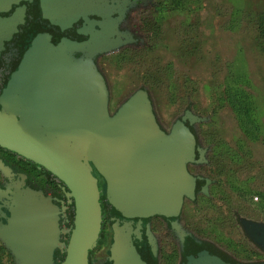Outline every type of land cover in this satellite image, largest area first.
<instances>
[{
    "label": "water",
    "instance_id": "1",
    "mask_svg": "<svg viewBox=\"0 0 264 264\" xmlns=\"http://www.w3.org/2000/svg\"><path fill=\"white\" fill-rule=\"evenodd\" d=\"M19 1L0 0V11ZM40 8L44 18L61 28L92 11L89 0H41ZM14 24L13 17L0 18V50L4 32ZM79 32L89 37L81 42L62 37L57 44L50 32H37L0 95V146L55 175L74 205L73 227L60 229L59 212L66 205L60 207L24 181L0 189V196L11 200L0 238L20 264H52L56 246L65 250L61 264H88L102 221L93 168L106 181L104 196L131 218H175L185 198L195 199V177L187 169L197 145L192 125L207 117L193 113L188 105L166 131L144 86L111 113L105 78L93 60L108 47L99 32ZM0 171L11 172L1 159ZM238 221L264 249V225ZM112 228L111 264H147L132 241L140 221L134 227L131 220L120 224L116 219ZM61 232L68 235L63 241Z\"/></svg>",
    "mask_w": 264,
    "mask_h": 264
},
{
    "label": "rangeland",
    "instance_id": "2",
    "mask_svg": "<svg viewBox=\"0 0 264 264\" xmlns=\"http://www.w3.org/2000/svg\"><path fill=\"white\" fill-rule=\"evenodd\" d=\"M154 1L167 8L144 10L145 43L101 61L110 85L109 110L143 85L165 129L188 103L207 117L193 127L199 141L212 146L209 170L219 184L210 199L186 200L181 223L224 243L239 239L234 211L264 218V49L257 45L255 22L246 16L264 12V0H182L174 6ZM238 6L245 13L237 21ZM238 86L250 96L257 128L245 129L249 124L242 125L228 102V92ZM150 222L158 227L163 220L156 216Z\"/></svg>",
    "mask_w": 264,
    "mask_h": 264
},
{
    "label": "flooded vegetation",
    "instance_id": "3",
    "mask_svg": "<svg viewBox=\"0 0 264 264\" xmlns=\"http://www.w3.org/2000/svg\"><path fill=\"white\" fill-rule=\"evenodd\" d=\"M40 1L20 0L18 3H13L6 11H0V18L13 17L15 20L14 28L10 29V26L4 32L6 38H4L3 47L0 50V95L11 73L15 70L13 69L15 62L18 61L19 64L31 39L41 30L51 33L54 44H57L62 37L79 42L86 40L89 34L79 32L81 29L87 31L90 29L93 33L99 32L108 49L98 52L93 60L104 76L109 91L108 77L104 63L102 64L101 61L105 62V57L108 54L120 52L128 46L136 47L144 44L143 33L145 30H143L142 15L145 9L152 8L155 11L158 5L154 0H89L93 12H87L86 16L81 14L70 26L61 28L42 16ZM23 46L24 50H22ZM74 55L80 56L82 53L74 52ZM188 105L192 111L191 104L188 103ZM187 106L182 114L185 113ZM153 110L155 112L154 107ZM161 128L165 129L162 126ZM192 131L197 136V145L195 160L187 164V169L195 177V199L185 198L181 211L175 218L161 215L142 218L126 216L120 212L121 209L113 207L108 201L109 199L104 196L106 181L93 168L92 173L98 178L102 221L99 238L88 254V264H111L109 250L113 238L112 224L116 219L119 220L120 224L131 220L134 227L137 221H140L141 228L138 235L132 234V241L137 247L141 258L147 264H252L264 262V249L245 233L238 221V218H245L264 225V218H254L234 211L233 215L238 228L237 236L239 239L229 240L226 243L218 241L205 231L194 230L181 223L186 200L197 202L199 199H210L213 188L219 184V180L214 178L209 170V155L212 146L199 141L193 125ZM202 152L203 158L200 157ZM0 159L11 168L10 175L0 171V189L2 191H6L7 186L24 181L26 186L41 190L45 196H51L53 202L60 207L66 205V210L59 212L58 226L60 229H71L73 227V199L69 196V190L62 181L58 180L55 175L44 167L1 146ZM10 202L11 200L7 197L0 196V224L7 222L10 211L7 209L6 204ZM156 216L163 220L158 227H154L150 222ZM170 221L175 222L177 227L171 224ZM67 236L61 232L59 235L60 241L65 240ZM102 248H105L104 252L101 251ZM64 256L65 250L56 246L53 252L52 264H61ZM0 264H20V262H16L15 256L1 238Z\"/></svg>",
    "mask_w": 264,
    "mask_h": 264
},
{
    "label": "trees",
    "instance_id": "4",
    "mask_svg": "<svg viewBox=\"0 0 264 264\" xmlns=\"http://www.w3.org/2000/svg\"><path fill=\"white\" fill-rule=\"evenodd\" d=\"M170 1H172V5L174 3H177L179 5L183 3L182 0H170ZM157 8L158 10L163 11L164 9L167 8V5L162 3ZM244 13H245L244 6H238V8L234 10L233 19L240 18L239 20H242ZM246 16L248 17L247 20H249V22L250 20L252 22H255L256 25L254 24V27L256 28V31L258 32L257 33V45L258 47L264 49V12L257 13L253 11H248L246 13ZM26 45H28V43H26ZM22 50H24V46ZM17 66H18V61L15 62L13 69H16ZM228 93H229L228 102L230 106L232 107V109L235 111V113L238 115L239 121L242 123V125L249 124V127H245V129L257 128L255 124V119L250 116V111L252 110V102H251L250 96H248L247 93H245L244 91L240 90V86L236 87L235 91H233L231 94H230V91ZM244 119L246 120V122H244ZM251 133L252 132L248 133V135H250ZM108 201L110 202V200ZM111 204L113 207H115L113 203ZM72 206H73V202H72Z\"/></svg>",
    "mask_w": 264,
    "mask_h": 264
},
{
    "label": "built area",
    "instance_id": "5",
    "mask_svg": "<svg viewBox=\"0 0 264 264\" xmlns=\"http://www.w3.org/2000/svg\"><path fill=\"white\" fill-rule=\"evenodd\" d=\"M59 180V179H58Z\"/></svg>",
    "mask_w": 264,
    "mask_h": 264
}]
</instances>
